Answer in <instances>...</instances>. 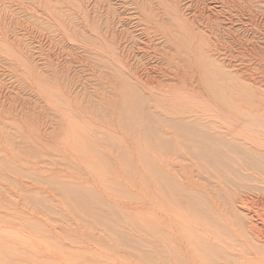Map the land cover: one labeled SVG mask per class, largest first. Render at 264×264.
<instances>
[{"label": "rangeland", "instance_id": "obj_1", "mask_svg": "<svg viewBox=\"0 0 264 264\" xmlns=\"http://www.w3.org/2000/svg\"><path fill=\"white\" fill-rule=\"evenodd\" d=\"M191 1L209 14L211 0ZM263 1L258 5L264 11ZM136 2L0 0V10L8 12L6 26H0V264H221L212 250L217 189L206 187L218 183L216 163L185 146V131L165 125L157 132L143 129L135 123V110L121 126L98 123L69 93L92 86V72L75 63L90 45L77 42L76 33L89 34L94 21L104 28L110 9V29L119 39H137ZM231 20L232 25L224 20L230 34L222 33L221 21L218 33L227 42L245 39L246 47L254 28L242 26L245 17ZM250 54L236 68L263 82L261 58ZM188 99L185 105L154 106L151 99L145 104L170 120L198 114ZM213 148L239 171L244 167L226 146ZM202 192L211 197L205 198L209 208ZM202 209L211 210L212 224ZM202 236L211 240V250Z\"/></svg>", "mask_w": 264, "mask_h": 264}, {"label": "bare ground", "instance_id": "obj_2", "mask_svg": "<svg viewBox=\"0 0 264 264\" xmlns=\"http://www.w3.org/2000/svg\"><path fill=\"white\" fill-rule=\"evenodd\" d=\"M261 1L211 0L207 8L209 14H205L193 7L191 0H157L155 5L140 0L135 4L138 10L135 16L137 39H119L115 29H110V9L103 22L104 28L94 21L96 28L89 34L80 31L76 33L79 37L75 38L83 45H90L83 46L86 52L83 57L76 58L75 63L92 72V78L89 75L88 79L92 86L82 85L77 93L74 90L69 93L76 101L84 102L95 122L121 126L126 124L125 115L131 117L135 110L139 118L135 123L143 129L157 132L165 125L178 129L179 134L185 131V146L189 150L199 149L203 157L216 163L218 183L206 187L217 189L214 205L217 233L214 245L204 236L201 242H205L207 250L214 246L212 250L221 264L232 260L233 264H264V98L256 93L260 91L264 96V81L250 80L243 76L244 71L236 68L239 67L238 61L253 57L250 52L259 56L264 65V21L261 20L264 11L259 10L258 5ZM261 6L264 8V4ZM7 14L3 7L0 26H6ZM214 16L223 17L219 20ZM243 17L242 26L246 24L254 28L250 35L252 41L249 38L250 44L246 47L242 44L245 39L241 43L235 36L227 37L230 40L227 42L216 29V24L221 21L222 33L230 34L231 28L224 24V20L232 25L234 21L231 19ZM256 33L262 38L256 37ZM58 35L69 40L63 33L58 32ZM123 42L125 46L121 47ZM238 47L246 51L239 53ZM189 97L198 108V114L196 111L185 117L175 114L177 117L166 120L146 106L148 99L154 106L173 101L185 105ZM205 111L208 113L203 114ZM215 128L220 131L213 132ZM213 146H226L240 156L245 164L241 171L229 158L223 159V152ZM159 177L166 176L162 172ZM237 179L241 181L239 184ZM202 195L201 200L207 205L206 199L211 200V197L205 192ZM201 212L204 221L212 224L211 210L202 209Z\"/></svg>", "mask_w": 264, "mask_h": 264}]
</instances>
